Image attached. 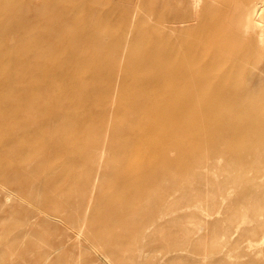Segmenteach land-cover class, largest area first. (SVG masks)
Segmentation results:
<instances>
[{
    "label": "rangeland",
    "instance_id": "1",
    "mask_svg": "<svg viewBox=\"0 0 264 264\" xmlns=\"http://www.w3.org/2000/svg\"><path fill=\"white\" fill-rule=\"evenodd\" d=\"M43 1L32 0L31 11L36 13ZM81 1L77 0L81 3L79 9L82 13L87 12L85 5L88 1L110 10L109 15L104 12L70 16L79 19V26L85 32L119 33L122 39L118 49L122 55L121 65L125 63L123 57L128 54L143 56L148 51L157 54L160 48H167L173 54L171 63L192 65L189 56L195 55L200 57L197 62L203 66L202 62L206 63L217 52L220 59L224 57L226 60L222 66H214V69L208 66V69L224 68L227 73L213 80L205 78L207 93L205 88L196 86L200 90L192 94L194 97L200 93L209 94L212 90L208 87L218 83H227L225 85L231 89L227 102L235 103L242 97L243 93L238 92L240 88L247 91L245 94L250 96V101H256L261 93L253 95L255 88L264 92V45L262 48L258 45L252 30L253 19L249 18L252 6L264 0H203L198 15L184 12V8L188 10L189 7L178 5V0H84V4ZM262 15L264 17V11ZM36 16L37 22L29 18L27 27L30 31L41 32L37 47L39 57L50 60V57L62 58L64 65L73 70L69 74L66 72L65 76L59 75L52 83L55 89L64 90L63 98L70 99L56 111L50 110L57 97L54 90L45 95L38 94L35 88L27 91L39 97L42 112H51L37 125H47L54 132H57L56 122L59 121L64 127L88 128L93 120H102L95 111L99 94L83 91L81 94L87 98L75 101L73 92L67 90V78L68 75L72 78L78 76L77 79L86 86L97 82L92 74L77 75L73 68L80 63L95 66L97 61L94 57L83 61V56L96 51L89 43L97 39L106 41L107 37H83L82 47L91 46L88 54L80 50L68 54L66 51L72 46L67 35L60 32L64 23L52 15ZM52 21L57 22V30L53 29ZM123 24L125 27L121 26ZM28 34V39L32 40L31 33ZM162 36L166 37L165 42L159 44ZM223 43L227 46L222 47ZM103 55L108 54L104 52ZM32 57L33 52L28 61L32 63L28 66L34 71L36 66H42V59L37 63L39 58ZM117 65L112 77L116 94L109 99L111 115L107 121L111 119V122L122 118L116 109L123 98L122 90L117 88L122 77L118 74L121 72L120 64ZM43 70L49 73L55 70V66L47 64ZM166 84L161 83L156 89L167 90ZM192 86L193 82L190 84L185 80L174 93L189 94ZM1 94L0 99L4 95L3 92ZM151 102L156 104L160 101L151 99ZM224 111L229 112L227 109ZM231 113H235L233 109ZM73 114L77 119L69 120L67 117ZM132 127L139 130L140 125L136 122ZM39 129L43 132L41 127ZM89 131L99 134L98 129ZM216 132H207V142L215 137ZM251 132L255 133V128ZM261 134L264 135L263 132ZM101 135L105 145L101 143L97 150L92 149L85 156L68 160V155L72 156L75 149L52 150L43 163V167L50 171L30 180L32 183L34 179L49 181L58 175L52 168L60 163L72 166L75 169L72 183L52 185L51 194L47 196L61 191L71 195L74 201L86 197L80 216L78 208L70 206L66 198L62 199L65 203L55 202L59 207L54 210L45 209L34 203L31 196L32 190L36 194L42 191L41 188H28L24 183H17L14 187L4 181L5 173H0V252L4 251L0 260L3 263L0 264H84L87 261L90 264H264V163L261 162L264 157L247 156L240 162L228 160L223 153L230 144L225 142L216 148L200 149L203 158L196 157L200 161L197 164L187 162L183 156L191 154L192 147L179 148L174 156H168V152L152 154L149 157L151 162L141 164V159L150 153L135 150L155 143V136L125 140L124 133L113 137L111 127H105ZM33 137L29 131L17 140L23 144L39 140ZM192 138L187 139L188 144L194 142L195 138ZM85 141H90L88 136L79 139L81 144ZM254 143L260 142L257 139H239L232 147L242 152L253 148L249 146ZM176 145V141L171 140L165 145L166 151L174 150ZM204 153H207V159ZM17 154L26 158L29 151L26 149ZM191 159L194 160L193 157ZM84 181H87L86 186L79 189V184ZM22 210L25 214L20 219ZM106 213L108 220L99 221ZM109 216L115 218L110 223ZM116 236L120 243L128 246L124 253L108 245ZM35 238L39 239V244L28 247L30 240Z\"/></svg>",
    "mask_w": 264,
    "mask_h": 264
},
{
    "label": "bare ground",
    "instance_id": "2",
    "mask_svg": "<svg viewBox=\"0 0 264 264\" xmlns=\"http://www.w3.org/2000/svg\"><path fill=\"white\" fill-rule=\"evenodd\" d=\"M31 1L0 0V94L1 92L4 94L2 99H0V161L4 160L0 162V173H5L7 177L4 181L10 182L14 187H16L17 183H24L28 188H33L34 186L41 188L42 191L37 192L38 194H35V191L32 190L31 196L34 203L42 205L47 210H54L59 207L56 203H65L62 199L66 198L65 200H69L70 206L74 205L78 208V216L81 215L86 197L78 198L74 201L71 195L64 194V192L61 193V191L59 194L54 193L51 196H47V194H51L52 185H64L66 182L72 183L75 170L72 166L60 163L52 168V171L58 172V175L49 181L41 182L40 179L38 181L34 179L32 183L30 180L32 177H41L50 171V169L43 167V163L45 157H48L52 150L65 151L67 148L75 149V153L67 157L70 160L81 155L85 156L92 149L97 150L101 143L104 146L106 142H103L105 140L102 139L101 131L105 127H111L113 137H119L120 133H124L125 140L139 139L151 135L156 137L155 143L136 148L135 151L139 153H150L149 156H144L143 154L144 157L140 161L141 164L151 162L152 160L149 157L152 154L168 152V156H174L176 155L175 150L187 147H192L193 152L191 154H183L184 158L188 159L187 162L197 164V162H200L198 159L200 157L203 158L200 149H207V147L216 148L226 143L230 144V146L225 149L223 155L228 160L235 159L240 162L247 156L252 158L264 157V135L261 134V132L264 133V92L258 87L255 88L252 91L253 95L261 93L256 98V101H250V96L245 94L247 91L240 88L238 92L243 93L242 97L237 99L235 103L227 102L226 98L231 89L225 85L227 83H218L216 86H209L208 88L212 91L209 94H205L207 93V81L205 78L209 77V79L213 80V78L222 77L227 73L224 68L211 70L214 69V66H222L226 60L224 57L220 59L221 55L219 53L215 52L216 54L208 58L206 63L203 61V66L197 62L200 58L199 56H189L193 64L186 65L175 61L171 63L173 54L167 48H160L157 54L151 51L146 52L143 56L136 53L128 54L123 57L125 63L121 65L122 55H119L118 49L122 44V39L119 33L104 31L85 32L79 26V19H74L70 16L96 15V13L103 14L104 12H106L105 15H109V9L104 10L88 1L85 5L87 12L82 13L79 9L81 3L77 2V0H44L37 12L33 13L31 11ZM202 1L178 0L177 4L189 7L188 10L184 8V12L191 11L193 14L198 15ZM81 2L82 4L85 3L84 0ZM263 11L264 1H259L252 6L249 15V18L253 19L252 30L255 31L256 41L260 47L264 45ZM27 15L34 16L28 17ZM36 15H52L60 23H64L62 24L64 27H61L62 31L60 30V32L67 35L70 46H72L67 49L66 52L68 54H73V52L79 50L88 54L91 46L82 47L83 37L90 35H95L99 38L107 37L106 41L97 39L89 43L94 45L93 47L96 48V51L92 52L94 54L83 56V61L94 57L97 61L94 64L95 66L90 67L86 66L85 63H80L75 64L76 66L73 68L77 75L83 73L92 74L97 79V82L86 86L81 84L79 79H77L78 76L72 78L68 75L67 78V90L73 92V100L79 102L85 100L87 96L84 94L83 97L81 94L83 91L84 93L97 92L99 94L95 111L102 116V120H93L88 128L74 129L66 125L64 127L63 122L59 121L56 122L57 132H54L47 125H37L39 121H45L52 111H56L63 103L65 104L66 100H70L63 98L64 90L55 89L52 83L57 80L59 75L62 77L66 72L73 70H71L72 67L64 65L62 58L50 57V60L48 57H39L37 47L40 45L41 39L38 35H41V32L35 31V29L34 32L30 31L27 27V23H30L29 18H34L33 21L36 19L35 23L37 22ZM20 22L23 23L22 26ZM73 22L76 25H71ZM56 23L52 21L53 29H56ZM121 26L125 27L124 24ZM29 32L32 35V40L28 39ZM60 32L55 34L58 35ZM35 34L37 35L36 37ZM13 36L15 40H13ZM7 37L9 40H7ZM165 39L166 37L162 36L158 41L159 44L164 43ZM23 44L29 47L25 48ZM223 45L227 46V43H223L221 46L223 47ZM212 49L214 50L215 48ZM209 51L210 53L213 52L211 49ZM31 52H33V57L39 58L37 63L42 59L40 64L42 66L40 68L36 66L37 69L34 71L32 67L28 66L32 63H28ZM104 52L108 55L104 56ZM118 63L121 70L118 74H120L119 76L122 75V77L117 88L122 90L121 95L123 98L116 109L121 113L122 118L119 121L113 122L112 120L111 122V119L107 121V118L111 115L109 99L115 97L114 93L116 94V89H114L116 86L114 87L112 84V77L113 73L118 69ZM47 64L54 65L55 70L49 73L44 71L43 66ZM208 66H211V69H208ZM197 69L199 71H196ZM185 80L190 84L193 82V86L189 87V94H175V89L179 88ZM164 82H167L165 86V88L168 86L167 90L156 89ZM196 86L205 88L206 92L194 97L192 94L196 90H200ZM34 88L40 95H45L46 92L49 93L51 90L56 92L57 97L52 101L51 112H47V114L42 112L39 106V97L27 92ZM151 99L161 103L152 104ZM207 100L209 101L208 104ZM225 109L229 112H225ZM231 109L235 112L234 114L231 113ZM74 117L77 119L74 114L67 118L70 120ZM136 122L140 125L139 130H135L132 127V124ZM39 127L43 129V132L40 131ZM254 128L255 133L251 132ZM95 129H98L99 134H93V131H89ZM211 130L217 132L215 137L207 142V132ZM29 131L33 133V138L39 139L37 142L29 140L23 144L17 140L21 134L24 135ZM65 136L67 137L65 138ZM85 136H88L90 141H85V143L81 144L79 139ZM189 137L195 138L191 144L187 143ZM239 139H257L260 143H254L249 146L253 148L239 152V150L232 147ZM171 140H175L177 145L174 146V150L166 151L165 145ZM121 142L123 141L121 140ZM120 146H123V143ZM26 149L29 151L26 158H22L17 154V152ZM204 158L207 159V153H204ZM261 162L264 163V161ZM86 183L87 181H84L79 184V189L80 187L83 189ZM76 185L78 183H75ZM24 214L25 210H22L20 219ZM107 215L108 213L99 221L108 220ZM113 219L115 218L109 216V223ZM30 241L28 247L39 244L38 238ZM108 245L114 246L115 250H120L123 253L128 248L126 244L118 241L117 236ZM216 247L214 246L213 248ZM3 253L4 251L0 252V260L4 257ZM0 262L3 263V261ZM84 264L90 263L87 261ZM103 264L108 263L103 262Z\"/></svg>",
    "mask_w": 264,
    "mask_h": 264
}]
</instances>
